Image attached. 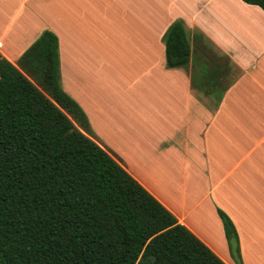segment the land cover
I'll return each mask as SVG.
<instances>
[{
	"label": "crops",
	"instance_id": "1",
	"mask_svg": "<svg viewBox=\"0 0 264 264\" xmlns=\"http://www.w3.org/2000/svg\"><path fill=\"white\" fill-rule=\"evenodd\" d=\"M181 22L188 62L166 65ZM45 31L60 86L125 171L224 264H264V11L242 0H0V57ZM18 68V67H17Z\"/></svg>",
	"mask_w": 264,
	"mask_h": 264
},
{
	"label": "trees",
	"instance_id": "2",
	"mask_svg": "<svg viewBox=\"0 0 264 264\" xmlns=\"http://www.w3.org/2000/svg\"><path fill=\"white\" fill-rule=\"evenodd\" d=\"M242 1L264 11V0ZM164 44L168 67L188 62L181 22ZM17 67L0 57V264H224L97 140L61 89L52 33ZM218 215L242 264L235 227Z\"/></svg>",
	"mask_w": 264,
	"mask_h": 264
}]
</instances>
